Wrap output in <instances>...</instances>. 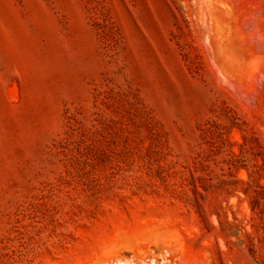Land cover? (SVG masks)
I'll list each match as a JSON object with an SVG mask.
<instances>
[{
  "label": "rangeland",
  "instance_id": "obj_1",
  "mask_svg": "<svg viewBox=\"0 0 264 264\" xmlns=\"http://www.w3.org/2000/svg\"><path fill=\"white\" fill-rule=\"evenodd\" d=\"M0 264H264V0H0Z\"/></svg>",
  "mask_w": 264,
  "mask_h": 264
},
{
  "label": "bare ground",
  "instance_id": "obj_2",
  "mask_svg": "<svg viewBox=\"0 0 264 264\" xmlns=\"http://www.w3.org/2000/svg\"><path fill=\"white\" fill-rule=\"evenodd\" d=\"M209 6V5H208ZM209 12V11H208ZM220 12V11H219ZM213 14V13H212ZM215 14V13H214ZM208 19V18H207ZM206 22H207V20H206ZM208 23V22H207Z\"/></svg>",
  "mask_w": 264,
  "mask_h": 264
}]
</instances>
